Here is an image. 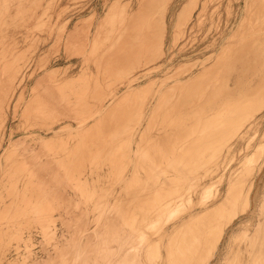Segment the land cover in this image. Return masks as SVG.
I'll use <instances>...</instances> for the list:
<instances>
[{
  "label": "rangeland",
  "instance_id": "374dc122",
  "mask_svg": "<svg viewBox=\"0 0 264 264\" xmlns=\"http://www.w3.org/2000/svg\"><path fill=\"white\" fill-rule=\"evenodd\" d=\"M263 13L264 0H0V152L8 133L21 134L0 186V264H159L161 253L163 264H201L206 252L196 236L202 217L175 225L192 202L182 199L169 209L157 200L193 177L199 183L193 178L186 186L191 192L184 190L202 187L210 199L224 191L232 172L246 173L249 165L255 170L262 161L264 104L248 107L247 93L264 88ZM29 130L41 137L22 135ZM181 154L187 165L180 169ZM244 154L251 158L248 169ZM175 164L182 175L190 171L185 166L197 168L180 181ZM263 193L264 165L256 173L251 211L257 212ZM247 218L229 226L211 264H222ZM162 228V242L150 241Z\"/></svg>",
  "mask_w": 264,
  "mask_h": 264
},
{
  "label": "bare ground",
  "instance_id": "6f19581e",
  "mask_svg": "<svg viewBox=\"0 0 264 264\" xmlns=\"http://www.w3.org/2000/svg\"><path fill=\"white\" fill-rule=\"evenodd\" d=\"M130 1V0H129ZM40 2V1H39ZM139 4V3H138ZM130 5V4H129ZM130 9V8H129ZM131 13H132V11H131ZM264 14V13H263ZM22 19V18H21ZM35 22V21H34ZM231 34V33H230ZM228 37V36H227ZM230 38V37H229ZM228 39V38H227ZM225 41H226V39H225ZM224 41V42H225ZM223 42V43H224ZM228 42H230L229 41V39L226 41V43L224 44V47L222 48L224 51L226 50L225 48L226 47H228V45L229 44H227ZM223 43H222V45L221 46H223ZM243 47H247L246 45L245 46H243ZM246 49V48H245ZM253 58V57H252ZM219 63V61L216 63V64H218ZM159 66H161V65H159ZM218 66V65H217ZM217 66H216V68H217ZM163 67V66H162ZM215 67V66H214ZM260 71V70H259ZM146 74H148V73H146ZM193 75V74H192ZM179 76V75H178ZM180 81V79H177L176 80V82H179ZM161 84V83H160ZM165 84V83H164ZM129 85V84H128ZM130 86V85H129ZM157 87H159V86H157ZM161 88V87H160ZM249 90V89H248ZM252 90H253V92H252ZM164 93V92H163ZM247 94H249L248 96V101H249V105L250 106H248V107H251V106H254V105H258V104H260V103H262V104H264V88H254V89H252L251 88V92L250 93H247ZM147 96V95H146ZM242 95H240V97H241ZM239 97V96H238ZM247 97V96H246ZM216 99V98H215ZM244 100V99H243ZM246 100V99H245ZM239 101H240V99H239ZM197 102V101H196ZM235 102V101H234ZM233 102V103H234ZM242 102V101H241ZM151 103V102H150ZM154 103H155V101H154ZM216 103V102H215ZM236 103V102H235ZM246 103V102H245ZM181 104V103H180ZM190 104V103H189ZM150 105V104H149ZM209 105V104H208ZM230 105V104H229ZM241 105V104H240ZM237 106V105H236ZM245 106H246V104H245ZM238 107V106H237ZM236 107V108H237ZM148 108V107H147ZM146 108V109H147ZM150 108V107H149ZM213 108V107H212ZM234 109H235V107H233ZM233 108H232V110H233ZM253 108V107H252ZM260 108V107H259ZM258 108V109H259ZM244 109V108H243ZM212 110V109H211ZM218 110H220V109H218ZM222 110H225V108L224 109H222ZM222 110H220V111H222ZM240 110V109H239ZM238 110V111H239ZM250 110V109H249ZM226 111H227V109H226ZM242 111V110H241ZM256 111V110H255ZM214 112V111H213ZM249 112V111H248ZM17 113V112H16ZM200 113V112H199ZM215 113V112H214ZM243 113V112H242ZM247 112H245V114H246ZM238 114V113H237ZM244 114V113H243ZM250 114V113H249ZM248 114V115H249ZM197 115V114H196ZM215 115V114H214ZM219 115V114H218ZM234 115V114H233ZM242 115V114H241ZM255 115V114H254ZM6 116V115H5ZM147 116V115H146ZM225 116V115H224ZM149 117V116H148ZM195 117V116H194ZM208 117H209V115H208ZM211 117H212V115H211ZM231 117V116H230ZM237 117V116H236ZM241 117H244V116H241ZM241 117L239 118V119H241ZM203 118V117H202ZM205 118H207V117H205ZM215 118H216V116H215ZM223 118V117H222ZM226 118V117H225ZM233 118H235V117H233ZM248 118V117H247ZM252 118V117H251ZM210 119V118H209ZM219 119V118H218ZM224 119V118H223ZM246 119V118H245ZM208 120V119H207ZM214 120V119H213ZM230 120V119H229ZM232 120V119H231ZM143 121V120H142ZM195 121V120H194ZM204 121V120H203ZM209 121H211V119L209 120ZM220 121V120H219ZM227 121V120H226ZM237 121V120H236ZM193 122V121H192ZM198 122H200V121H198ZM215 121H213L212 123H214ZM242 122V121H241ZM247 122V121H246ZM139 123V122H138ZM142 124H143V122H141ZM211 123V122H210ZM216 123H217V121H216ZM223 123V122H222ZM228 124V122H225V124ZM239 123V122H238ZM230 124V123H229ZM232 124V123H231ZM221 125V124H220ZM141 126V125H140ZM184 126V125H183ZM185 126H186V124H185ZM194 126H196V125H193V129H194ZM198 126H200V125H197V127ZM215 126V125H214ZM2 127H3V125H2ZM72 126H71V124H69V125H65V126H63V127H61V128H59V129H62V130H64L65 128H71ZM138 127V126H137ZM190 127H191V125H190ZM202 127H204V126H202ZM211 127V126H210ZM218 127V126H217ZM225 127V126H224ZM229 127V126H228ZM234 127V126H233ZM4 128V127H3ZM139 128H141V127H139ZM187 128V126L186 127H184V129H186ZM241 128V127H240ZM48 129H51L52 131H55V127H53V126H51V127H49ZM196 129V128H195ZM207 129V128H206ZM232 129V128H231ZM236 129V128H235ZM58 130V129H57ZM135 130H138L139 131V129H137V128H135ZM201 130H202V128H201ZM221 130H222V128H221ZM247 130V129H246ZM0 131H1V129H0ZM32 130H29V131H22V135H24L23 133H25V135L26 134H31L32 133V135H35L34 137L35 138H40L41 137V134L39 133H37V134H35L33 131L31 132ZM36 131V130H35ZM138 131L137 132H135V133H138ZM183 131V130H182ZM190 131V130H189ZM218 132H220L219 131V129L217 130ZM229 131V130H228ZM231 131V130H230ZM264 131V130H263ZM46 132V131H45ZM59 132V131H58ZM191 132V131H190ZM189 132V133H190ZM198 132V131H197ZM205 132V131H204ZM216 132V131H215ZM222 132V131H221ZM34 133V134H33ZM132 133V132H131ZM194 133V132H193ZM199 133V132H198ZM208 133V132H207ZM212 133V132H211ZM214 133V132H213ZM233 133V132H232ZM20 134V133H19ZM19 134H16V132L15 131H11L10 133H8V137H7V140L5 141L6 142V144H5V146H4V148H3V150H2V152H0V186L2 185V183L4 182V176H5V174H6V170H7V165H8V163H9V161H7L8 159V157L11 155V154H13V153H11L10 154V149H11V147L13 146V144H14V142H15V140L17 141V139H18V135ZM182 135H183V133H181ZM185 134V133H184ZM216 134V133H215ZM132 135V134H131ZM135 135H137V134H135ZM151 135V134H150ZM155 135V134H154ZM180 135V134H179ZM181 135V138L184 136L185 138H186V135H183L182 136ZM193 135V134H192ZM222 135V134H221ZM221 135H219V138H221L220 136ZM225 135V134H224ZM228 135V134H227ZM236 135V134H235ZM20 136H21V134H20ZM53 136H54V134H53ZM134 136V135H133ZM194 136V135H193ZM230 136V135H229ZM30 137V136H29ZM51 137V136H50ZM119 137V136H118ZM130 137V136H129ZM134 137H136V136H134ZM224 137V136H223ZM234 137V136H233ZM34 138V139H35ZM190 138V137H189ZM204 138V137H203ZM224 138H226V137H224ZM238 138V137H237ZM20 139H21V137H20ZM132 139V138H131ZM136 139V138H135ZM141 139V138H140ZM178 139H179V137H178ZM199 139V138H198ZM214 139H216V138H214ZM221 139H223V138H221ZM230 139H232V138H230ZM33 140V139H32ZM134 140V139H133ZM182 139H180V141H181ZM191 140V139H190ZM194 140H196V139H194ZM205 140V139H204ZM212 140V139H211ZM19 141V140H18ZM132 141V140H131ZM176 141V140H175ZM179 140H178V142H180ZM182 141H187V140H182ZM213 141V140H212ZM218 141H219V139H218ZM224 141V140H223ZM3 142V141H2ZM29 142V141H28ZM178 142H176V143H178ZM202 142V141H201ZM227 142V141H226ZM229 142V141H228ZM228 142L226 143V144H228ZM31 143V142H30ZM35 143V142H34ZM222 143V142H221ZM224 143V142H223ZM231 143V142H230ZM18 144H20V143H18ZM26 145H27V143H25ZM29 144V143H28ZM39 144V143H38ZM109 144V143H108ZM135 144V143H134ZM187 142H186V146H187ZM209 144H211V142L209 143ZM208 144V145H209ZM214 144V143H213ZM16 145V144H15ZM21 145V144H20ZM174 145V144H173ZM180 146L182 145V144H179ZM185 145V144H184ZM196 145H197V143H196ZM199 145V144H198ZM215 145V144H214ZM219 145V144H218ZM29 146V145H28ZM34 146V145H33ZM33 146H32V148H33ZM186 146H185V148H184V150L186 149ZM194 146V145H193ZM203 146V145H202ZM217 146V145H216ZM224 146H225V148H226V145L224 144ZM27 147V146H26ZM25 147V148H26ZM30 147V146H29ZM178 147V146H177ZM184 147V146H183ZM197 147V146H196ZM199 147V146H198ZM206 147V146H205ZM220 147V146H219ZM14 148V147H13ZM24 148V149H25ZM130 148H132V147H130ZM169 148H171V147H169ZM174 148V147H173ZM192 148H194V147H192ZM210 148V147H209ZM218 148V147H217ZM221 148H223L224 149V147H221ZM229 148H230V145H229ZM229 148H227V149H229ZM261 148V147H260ZM29 149V151L28 152H30V148H28ZM180 149H181V151H182V147H180ZM179 149V150H180ZM189 149V148H188ZM205 149V148H204ZM226 149V150H227ZM17 150V149H16ZM26 150H27V148H26ZM177 150V149H176ZM178 150V151H179ZM187 150V149H186ZM192 149H190V151H191ZM260 150V149H259ZM11 151H13L14 152V150H12L11 149ZM18 151V150H17ZM167 151V150H166ZM165 151V152H166ZM174 150H172V152H173ZM189 151V152H190ZM199 151H200V149H199ZM210 151H211V149H210ZM27 152V151H26ZM28 152H27V154H28ZM31 152H33V150L31 151ZM136 152V151H135ZM169 152H171V151H169ZM184 152V151H183ZM187 152V151H186ZM193 152V150L191 151V153ZM196 152H198L197 150H196ZM204 152H205V150H204ZM204 152H202V153H204ZM212 152V151H211ZM219 152V154H221V150L220 151H218ZM218 152H216L217 154L215 155V157H217V155H218ZM253 152V151H252ZM264 152V151H263ZM24 153V152H23ZM39 153V152H38ZM167 153H168V151H167ZM185 153V152H184ZM195 153V152H194ZM199 153V152H198ZM26 154V153H25ZM172 153H170V154H167L168 155V157H169V155H171ZM186 154V153H185ZM187 154L188 155H191V154H189L188 152H187ZM193 154V153H192ZM197 154V153H196ZM260 154V153H259ZM258 154V155H259ZM264 154V153H263ZM263 154H261V155H263ZM20 155H23V154H20ZM131 155V154H130ZM182 155V154H181ZM199 155H200V153H199ZM208 155H209V153H208ZM212 155H213V153H212ZM245 155V154H244ZM249 155V154H248ZM248 155L246 154L245 156H243V158L241 159L242 161L241 162H243V164L242 165H244V164H247V163H249L250 161H251V158L250 157H248ZM24 156V155H23ZM22 156V157H23ZM179 156V155H178ZM192 156V155H191ZM194 156V155H193ZM204 156H205V154H204ZM26 157V156H25ZM132 157V156H131ZM130 157V158H131ZM134 157V156H133ZM187 157V156H186ZM190 157V156H189ZM202 157V156H201ZM212 157V156H211ZM214 157V158H215ZM221 156L219 155V158H220ZM259 157H261V156H259ZM259 157L257 158L258 160H259ZM208 158V157H207ZM213 158V157H212ZM218 158V157H217ZM216 158V159H217ZM9 159H10V157H9ZM20 159H22V158H20ZM20 159H18V161H20ZM164 159H165V156H164ZM168 159H170V157L168 158ZM180 159H183V160H181V162L183 161V164H179V161H180ZM185 158L183 157V155H182V157L181 158H179V161H177V162H175V161H172V162H175V163H177L179 166L180 165H182V166H184V164H186L187 165V163L185 162V160H184ZM261 159V158H260ZM135 160V159H134ZM163 160V159H162ZM167 160V159H166ZM189 160V158H187L186 159V161H188ZM190 160H191V157H190ZM190 160H189V162H190ZM204 160H205V158H204ZM203 160V162H205ZM208 160H209V158H208ZM252 160H253V158H252ZM42 161V160H41ZM133 161V160H132ZM201 161V160H200ZM199 161V162H200ZM215 161V160H214ZM214 161H212V162H214ZM218 161V160H217ZM223 161V160H222ZM12 162V161H11ZM128 162V161H127ZM135 162V161H134ZM134 162H133V165H135L134 164ZM167 162V161H166ZM169 162V161H168ZM167 162V164H165V162H164V164L165 165H167L168 166V163ZM180 162V163H181ZM185 162V163H184ZM192 162V161H191ZM190 162V163H191ZM212 162H211V164H212ZM216 162V161H215ZM131 163V162H130ZM161 163H163V162H161ZM160 163V164H161ZM190 163H188V164H190ZM193 163H194V161H193ZM202 163V162H201ZM207 163V162H206ZM205 163V164H206ZM239 163V162H238ZM13 164L15 165L16 163L14 162V160H13ZM26 164V163H25ZM37 164V163H36ZM129 164V163H128ZM132 164V163H131ZM177 164H175V166L177 165ZM192 164V163H191ZM209 165H210V163H208ZM215 164V163H214ZM213 164V165H214ZM217 164V163H216ZM215 164V166L217 167L218 166V164L216 165ZM256 164H258V161H257V163ZM165 165H164V167H165ZM203 165V164H202ZM202 165H200V167H202ZM253 165V164H252ZM255 165V164H254ZM253 165V167H255ZM264 165V155L262 156V161L260 160L259 161V164L256 166V169L254 170V168H252L251 167V165H249V167H250V170H247L248 169V167H246L245 165V168H247L246 170H247V172L246 173H244V170H241L240 168H238V169H240V171L238 172V170L236 171V172H238V173H234V172H232L233 174H230L225 180H224V183H225V189H224V191L222 190V188H219V189H217L216 190V192L214 191L213 193L214 194H212V196H211V198L209 199V196L210 195H206L205 193H206V191H205V193H204V190H202V187H200V188H198V189H196L195 190V192H193V193H191V194H188V192L187 191H185L184 189L186 188V186L188 185V182H190V180L191 179H195V177H193V178H191V176H189V178H191L188 182H187V180H185L184 182H187V185H185L184 184V186H185V188H183V189H181L180 190V188H179V186H178V184L180 183H178L177 184V186L175 187L176 189H174V187H173V189L172 190H170V191H168V193L164 196V198H163V194L161 193V195L160 196H162V199L160 200V202H159V200H157V204H158V207L159 208H164V207H166V208H171L173 205H176L180 200L182 201V199H187V200H190V202H192L191 203V206L189 207L188 206V210L186 211L185 210V214H183L181 217H180V219L178 220V221H176L175 222V225H176V227L178 226V225H180L181 223H184L187 219L189 220H191V218H193L194 219V217L195 216H200V217H198V218H201L202 217V220H200V223H199V220H197L198 221V223H199V227H198V236H196V237H198V242H199V244H200V246H203L204 248H205V255H204V257H203V260H201L202 262H201V264H211V261H212V259H214L215 257H216V255L218 254V252H219V249H220V246H221V243H222V241H223V238L225 237V235H226V233H227V230H228V228H229V226L231 225V224H233V222H234V220L235 219H237L239 216H241V215H244V214H248V218H247V220H244V222L243 223H241V227H239L238 228V235H236V237H235V239H234V241L233 240H231V241H229V243L227 244V249H226V251H225V255H224V257H223V262H222V264H264V200H263V202L262 201H260V202H262V203H260L259 201V205H258V207H257V212H256V210L255 211H251L252 210V196H253V192H254V187H255V178H256V173L259 171V169L260 168H262V166ZM158 166V165H157ZM161 166H162V164H161ZM171 167V170L172 171H174L177 167L179 168V166H176V168L175 169H173L172 167H174V166H172V165H170ZM182 166H180V169H181V167ZM199 166V165H198ZM204 166V165H203ZM215 166L213 167H211L212 168V170H213V168H214V170L213 171H215L216 172V168H215ZM16 167V166H15ZM128 167V166H127ZM133 167H135V166H133ZM153 167V166H152ZM155 167V166H154ZM169 167V166H168ZM188 170H192V169H189L187 166H185ZM184 167V168H185ZM193 167V170H194V167H196L195 165H193L192 166ZM36 168V167H35ZM34 168V169H35ZM130 168H132V166L131 167H129V169ZM158 167H156V169H157ZM177 168V170L179 171V169ZM197 168V167H196ZM195 168V169H196ZM199 168V167H198ZM208 169H211V168H209V167H207ZM225 168V167H224ZM27 169V168H26ZM129 169H128V171H129ZM203 169V168H202ZM219 169V168H218ZM13 170H14V168H13ZM19 170V169H18ZM21 170V169H20ZM31 171H32V169H30ZM126 170V169H125ZM149 170V169H148ZM165 169H163V171H164ZM167 170V169H166ZM165 170V171H166ZM177 170H175V171H177ZM185 170V169H184ZM188 170H185V171H188ZM193 170L191 171V172H193ZM198 170V169H197ZM21 171H24V169L22 168V170ZM21 171H19V172H21ZM132 171H133V169H132ZM136 171V170H135ZM147 171V170H146ZM150 171V170H149ZM154 171H156V170H154ZM162 171V174L164 175L165 174V172H163ZM171 171V172H172ZM174 171V172H175ZM177 171V172H178ZM181 171V170H180ZM180 171L178 172V173H180ZM183 171V170H182ZM181 171V172H182ZM190 171H188V173H190ZM200 171V170H199ZM208 171L209 170H207V172L206 173H208ZM211 171V170H210ZM209 171V173L211 174V172ZM225 171V170H224ZM226 171H228V170H226ZM241 171H243V172H241ZM262 171V170H261ZM125 172V171H124ZM127 172V171H126ZM177 172H175V173H177ZM196 172H198V171H196ZM201 172V171H200ZM219 172V171H218ZM223 172V171H222ZM241 172V173H240ZM13 173L14 174H18V176L17 177H20V175H19V173H18V171H17V173H15V171H13ZM22 173H24V172H22ZM22 173H21V176H22ZM123 173V172H122ZM133 173V172H132ZM147 173H148V171H147ZM168 173V172H167ZM174 173V174H175ZM183 173V172H182ZM182 173H180L179 175L182 177H180L179 179H180V181H181V179H183V177H186L185 175H187V174H185L186 172H184V175H182ZM193 173H195V172H193ZM199 173V172H198ZM197 173V174H198ZM204 173V172H203ZM205 173V174H206ZM217 173V172H216ZM244 173V174H243ZM25 175H26V173H24ZM36 174V173H35ZM124 174V173H123ZM142 174V173H141ZM148 174H150V172L148 173ZM154 174V173H153ZM172 174V173H171ZM174 174H172V175H174ZM200 174V173H199ZM198 174V175H199ZM213 174H214V172L212 173V176H213ZM224 175L226 174L225 172L223 173ZM246 174V175H245ZM125 175H127V174H125ZM130 175V174H129ZM134 175V174H133ZM146 175V174H145ZM172 175H170V177L172 176ZM176 176H177V174H175ZM179 175H178V177H179ZM201 175H202V173H201ZM201 175H200V178H201ZM219 175H221V174H219ZM218 175V176H219ZM14 176V175H13ZM24 176V175H23ZM119 176H122V174L121 175H119ZM124 176V175H123ZM138 176V175H137ZM155 176V175H154ZM164 176H166V175H164ZM163 176V177H164ZM168 176V175H167ZM175 176V177H176ZM203 176V175H202ZM211 176V175H210ZM223 176V175H222ZM15 177V176H14ZM129 177V176H128ZM128 177H126V178H128ZM136 177V176H135ZM140 177V176H139ZM142 177V176H141ZM145 179H147L145 176H143ZM142 177V178H143ZM160 177V176H159ZM161 177H162V175H161ZM174 176L172 177V179H176V178H178V177H176L175 178ZM197 177H199V176H197ZM220 178H221V176H219ZM219 177H217L218 179H219ZM224 177V176H223ZM154 178V177H153ZM157 176L154 178L156 181H157ZM168 178H169V176H168ZM165 179V181L166 180H170L171 182H170V185H171V183H172V179ZM189 178H187L186 177V179H189ZM210 178V177H209ZM14 179H16V178H14ZM19 179H22L21 177L19 178ZM120 179H121V177H120ZM119 179V180H120ZM122 179H124V178H122ZM140 179V178H139ZM153 179V180H154ZM193 179V180H194ZM17 180H18V178H17ZM125 180V179H124ZM123 180V181H124ZM137 180H138V178H137ZM140 180H142V179H140ZM154 180V181H155ZM162 180H164V178H162ZM178 180V179H177ZM192 180V182H194ZM196 181H198L199 180V178H196L195 179ZM202 180H203V178H202ZM16 181V180H15ZM19 181L20 180H18L17 182L19 183ZM121 181V180H120ZM119 181V182H120ZM122 181V182H123ZM143 181H144V179H143ZM154 182V184H156L157 182ZM159 182H160V180H158ZM179 181V180H178ZM183 181V180H182ZM204 181V180H203ZM219 181H221L220 179H219ZM118 182V181H117ZM117 183L118 185L120 184V183ZM122 182H121V184H122ZM167 182V181H166ZM165 182V183H166ZM174 183H175V181H173ZM183 182V183H184ZM191 182V183H192ZM126 183H127V180H126ZM145 183V182H144ZM151 183H153V181H151ZM173 183V184H174ZM177 183V182H176ZM182 183V184H183ZM195 183V182H194ZM198 183H199V181H198ZM206 183V182H205ZM213 183V182H212ZM211 183V184H212ZM25 184V183H24ZM121 184H120V186H121ZM141 184H142V182H141ZM153 184V186H155ZM163 184V181H162V183H161V186H163L162 185ZM169 184V183H168ZM167 184V185H168ZM193 184V183H192ZM191 184V185H192ZM218 184V183H217ZM26 185V184H25ZM159 185H160V183H159ZM166 185V184H165ZM176 185V184H175ZM174 185V186H175ZM180 185V184H179ZM196 185H199V184H196ZM204 185V184H203ZM210 185V184H209ZM10 186V185H9ZM122 186H123V184H122ZM141 186H143V188H144V185H141ZM140 186V187H141ZM157 186H158V184H157ZM157 186H155V187H157ZM188 186H190V185H188ZM193 186H194V184H193ZM151 187H152V184H151ZM155 187L154 188H152V190H154L155 189ZM167 187V186H166ZM166 187H161L162 188V191H164L165 192V189L164 188H166ZM168 187H170L169 185H168ZM192 187V186H191ZM204 187V186H203ZM206 187H208V186H206ZM205 187V188H206ZM210 187V186H209ZM138 188V187H137ZM159 189V191H160V187H158ZM192 188H194V187H192ZM187 190H189L188 188H186ZM139 190V189H138ZM137 190V191H138ZM143 190V189H142ZM147 190V189H146ZM157 189H155L154 191H156ZM157 190V191H158ZM185 192H184V191ZM210 190V189H209ZM208 190V191H209ZM12 191V190H11ZM129 191V190H128ZM190 191V190H189ZM193 191H194V189H193ZM145 192V191H144ZM150 192V190L148 191V193ZM191 192V191H190ZM189 192V193H190ZM141 193V192H140ZM187 193V194H186ZM11 194V193H10ZM144 194V193H143ZM151 194V193H150ZM149 194V195H150ZM159 194H160V192L158 193V197H159ZM264 194V193H263ZM262 194V195H263ZM145 195L147 196V192L145 193ZM144 195V196H145ZM152 195V194H151ZM154 195L156 196V192H154ZM143 196V197H144ZM155 196H151V198H154ZM157 196H156V198H157ZM105 197V196H104ZM137 197V196H136ZM263 198H264V196H262ZM15 198V197H14ZM161 198V197H160ZM126 199V198H125ZM148 199H150V197L148 198ZM107 200V199H106ZM142 200H143V198H142ZM152 202H153V200H155V198L154 199H150ZM186 200V201H187ZM258 200V199H257ZM259 200H261V199H259ZM1 201V200H0ZM109 201V200H108ZM138 201H139V199H138ZM141 201V200H140ZM12 202V201H11ZM10 202V203H11ZM104 202V201H103ZM106 202V201H105ZM141 202H143V201H141ZM145 202H147V201H145ZM148 202H149V200H148ZM155 202V201H154ZM153 202V203H154ZM159 202V203H158ZM138 203V202H137ZM136 203V204H137ZM140 203V202H139ZM183 203H184V200H183ZM187 203H189V201L187 202ZM12 204V203H11ZM128 204V203H127ZM126 204V205H127ZM141 204V203H140ZM143 204V203H142ZM147 204V203H146ZM155 204V203H154ZM153 204V205H154ZM133 205V204H132ZM138 205V204H137ZM150 205V204H149ZM149 205H148V207L147 206H145V208L147 207V211H148V208H149ZM94 206V205H93ZM139 206V205H138ZM142 207V206H141ZM92 208V207H91ZM137 208V207H136ZM144 208V207H143ZM154 208V207H153ZM168 209V210H169ZM182 209V208H181ZM184 209V208H183ZM186 209V208H185ZM255 209H256V207H255ZM92 210V209H91ZM152 210V209H151ZM150 210V211H151ZM154 210V209H153ZM157 210V209H156ZM156 210H155V212H156ZM162 210V209H161ZM166 210V209H165ZM253 210H254V207H253ZM147 211H146V213H147ZM159 211H160V209H159ZM158 211V212H159ZM163 211V210H162ZM184 211V210H183ZM5 212V211H4ZM154 212V213H155ZM100 213V212H99ZM149 213V215H152V214H150V212H148ZM152 213V212H151ZM163 213V212H162ZM161 213V214H162ZM181 213V212H180ZM121 214V213H120ZM90 215V214H89ZM117 215V214H116ZM147 215V214H146ZM83 216V215H82ZM161 216V215H160ZM163 216V215H162ZM141 217V216H140ZM145 217V216H144ZM164 217V216H163ZM145 218H148V217H145ZM156 218V217H155ZM137 219H138V217H137ZM166 219V218H165ZM196 219V218H195ZM239 219H241V218H239ZM252 219V220H251ZM12 220V219H11ZM156 220V219H155ZM189 220V221H190ZM2 221V220H1ZM4 221V220H3ZM138 221V220H137ZM172 221V220H171ZM196 221V222H197ZM247 221V222H246ZM151 222V221H150ZM194 222V221H193ZM75 223V222H74ZM78 223V222H77ZM138 223V222H137ZM164 223V222H163ZM139 225V224H138ZM166 225V224H165ZM175 225H173V226H175ZM183 225V224H182ZM185 225V224H184ZM188 225V224H187ZM140 226V225H139ZM138 226V227H139ZM186 226V225H185ZM196 226H198V225H196ZM179 227V226H178ZM193 227V226H192ZM140 228V227H139ZM196 228V227H195ZM186 229V228H185ZM157 230V229H156ZM178 230V229H177ZM193 230H194V228H193ZM87 231V230H86ZM134 231V230H133ZM137 231V230H136ZM149 231V230H148ZM152 231V230H151ZM175 231V230H174ZM188 233H189V231H187ZM196 232V231H195ZM194 231H193V233H195ZM2 233V232H1ZM155 233V232H154ZM171 233V232H170ZM174 233V232H173ZM173 233H171L172 235H173ZM138 234V233H137ZM140 234V233H139ZM165 234H167V230H165V229H161L160 231H159V233H158V236H156V237H152L151 239H150V241H152V240H154V241H156V240H161V238L162 237H164L165 236ZM197 234V233H196ZM195 234V235H196ZM150 235V234H149ZM183 235H186V234H183ZM188 235V234H187ZM186 235V236H187ZM144 236H146V235H144ZM167 236H169V235H167ZM176 236V235H175ZM190 237H192L191 236V234L189 235ZM124 237V236H123ZM151 237V236H150ZM185 237V236H184ZM190 237H189V239H190ZM194 238H196L195 236H193ZM138 238V237H137ZM170 238V237H169ZM186 238V237H185ZM83 239V238H82ZM120 239V238H119ZM172 239V238H171ZM174 239V238H173ZM173 239H172V241H173ZM188 239V240H189ZM2 240V239H1ZM125 240V239H124ZM138 240V239H137ZM146 240V239H145ZM166 240H167V237H166ZM182 240V239H181ZM194 239H190V242L191 241H193ZM196 240H197V238H196ZM81 242V241H80ZM90 242H92V241H90ZM161 242H162V240H161ZM187 242V241H186ZM186 242H185V244H186ZM145 243V242H144ZM158 242H156V244H157ZM176 243V242H175ZM195 243H197V241H195ZM82 244V243H81ZM154 244V243H153ZM193 243H191V245H192ZM76 245V244H75ZM88 245V244H87ZM120 245V244H119ZM151 245V244H150ZM159 245V244H158ZM167 245V244H166ZM191 245H188V246H191ZM197 245V244H196ZM136 246V245H135ZM154 245H152V247H153ZM163 246V245H162ZM169 246V245H168ZM184 246H186V245H184ZM187 246V247H188ZM194 246H195V244H194ZM193 246V248H194V251L196 250V248L198 249V246L199 245H197V247L195 248ZM199 246V247H200ZM159 247V246H158ZM187 247H186V249H187ZM75 248V247H74ZM81 248V247H80ZM134 248V247H133ZM149 248V247H148ZM147 248V249H148ZM182 248V247H181ZM190 248H192V247H190ZM192 248V249H193ZM204 248L201 250V251H204ZM67 249V248H66ZM138 252H136V253H138L139 254V256H140V253H141V250H143V247H138ZM150 249V248H149ZM153 249H156L155 247L153 248ZM183 249V248H182ZM185 249V250H186ZM158 250V249H157ZM161 250V249H160ZM179 250H181L180 248H179ZM75 251V250H74ZM137 251V250H136ZM177 251V250H176ZM182 251V250H181ZM193 251V252H194ZM148 252V251H147ZM156 252V251H155ZM187 252H189V251H187ZM72 253V252H71ZM161 253V252H160ZM65 254V253H64ZM135 254V253H134ZM143 254H144V252H143ZM146 254V253H145ZM162 254V253H161ZM161 254H159L160 255V262H159V264H163V257H166V256H162ZM180 255H181V253H179ZM185 254H186V251H185ZM191 254V253H190ZM195 254H196V252H195ZM197 254H199V253H197ZM200 254H201V252H200ZM76 255V254H75ZM80 255H81V253H80ZM158 255V256H159ZM167 256H169L168 254H167ZM187 256V255H186ZM199 256V255H198ZM70 257V256H69ZM136 257L138 258V255H136ZM136 257H135V259H136ZM157 257V256H156ZM180 257V256H179ZM183 257V256H182ZM195 257H196V255H195ZM201 257V256H200ZM140 258V257H139ZM148 258V257H147ZM181 258V257H180ZM188 258H189V256H188ZM187 258V259H188ZM191 259H192V256L190 257ZM169 259V258H168ZM172 259V258H171ZM176 259H178V258H176ZM198 259V258H197ZM199 259H202V258H199ZM198 259V260H199ZM55 260V259H54ZM151 260V259H150ZM165 260V259H164ZM167 260V259H166ZM181 261L183 260V259H180ZM134 261V260H133ZM132 261V262H133ZM140 261H142V260H140ZM169 261V260H168ZM184 261V260H183ZM182 261V262H183ZM187 261V260H186ZM191 261V260H190ZM156 262V261H155ZM170 262H173V261H170ZM77 263V262H76ZM81 263V262H80ZM137 263V262H136ZM136 263H134V264H136ZM138 263H140V262H138ZM157 263H158V261H157ZM165 263H166V261H165ZM188 262H186V264H187ZM54 264V263H53ZM69 264V263H68ZM141 264V263H140ZM143 264V263H142ZM171 264V263H170ZM175 264V263H174ZM177 264H179V263H177Z\"/></svg>",
  "mask_w": 264,
  "mask_h": 264
}]
</instances>
